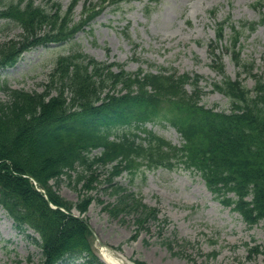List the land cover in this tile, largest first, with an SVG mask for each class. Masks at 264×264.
I'll use <instances>...</instances> for the list:
<instances>
[{
	"label": "trees",
	"instance_id": "trees-1",
	"mask_svg": "<svg viewBox=\"0 0 264 264\" xmlns=\"http://www.w3.org/2000/svg\"><path fill=\"white\" fill-rule=\"evenodd\" d=\"M46 1L10 0L2 6L0 21H16L23 30L20 38L0 43V67L14 65L25 50L72 38L105 6L130 0H84L78 21L73 15L79 0H72L65 9L59 0ZM260 22L264 23V14ZM256 26L255 21L240 28L228 19L218 21L216 40L226 38V27H230L228 40L236 49L245 28L253 31ZM235 49L234 60L240 68L253 66ZM56 62L43 91L8 88L9 99L0 98V205L18 227L28 226L39 234L42 264H56L74 255L86 258L84 264H103L92 248L89 224L72 214L74 206L85 212L91 198L74 204L50 182L71 176L79 166L110 165L108 181L118 197L117 203L106 208L113 216L135 213V237L150 228V219H159L160 209L123 185H115V178L125 171L134 178L157 167L198 171L215 198L238 211L249 226L264 221V79L260 75H254L252 88L228 74L214 83V89L230 99L227 111L201 103L205 91L199 74L164 66L157 71H131L123 63L99 61L81 49ZM219 70L224 72L222 67ZM157 119L181 133V145L147 128ZM95 149L100 154L92 157ZM162 220L168 222L166 217ZM164 244L173 250L171 239ZM260 252L264 248L258 244L249 247L250 256Z\"/></svg>",
	"mask_w": 264,
	"mask_h": 264
},
{
	"label": "rangeland",
	"instance_id": "rangeland-1",
	"mask_svg": "<svg viewBox=\"0 0 264 264\" xmlns=\"http://www.w3.org/2000/svg\"><path fill=\"white\" fill-rule=\"evenodd\" d=\"M9 1L0 2V9ZM61 1L65 5L70 2ZM82 8L80 2L75 20L80 19ZM211 9L216 10V17ZM263 12L264 0H131L109 5L73 38L37 46L24 52L15 65L0 67V98L9 99L8 88L43 91L59 55L82 49L100 60L124 63L129 70H156L157 65L203 75L201 84L206 92L202 103L228 110L230 99L212 85L223 78L212 65L210 52L216 21L228 18V23L240 28L245 22L260 19ZM22 30L16 21L1 20L0 43L20 38ZM226 30V39L216 51L222 54L225 73L236 78L239 67L232 58L233 48H226L231 46V29ZM239 45L243 59L254 61L255 72L264 76V24L251 32L245 30ZM241 78L248 87L254 86L255 77L248 72L241 73ZM147 126L173 144L183 141L181 134L162 119ZM98 153L96 150L91 156ZM109 169L79 166L71 176L51 181L53 189L74 204L86 196L91 198L85 212L74 208L73 213L89 224L92 248L104 264V245L148 264H264V252L249 255L251 245L264 248V221L249 226L237 211L214 197L198 171L182 166L157 167L140 171L133 180L127 172L115 179V185H123L161 211L159 219H150V228L140 230L135 237V213L113 216L106 208L117 203L118 197L108 181ZM37 238L32 229L18 228L0 207V264H42ZM166 239L173 241L172 251L164 244ZM212 253L216 256H209ZM81 263L82 258L74 257L61 262Z\"/></svg>",
	"mask_w": 264,
	"mask_h": 264
},
{
	"label": "bare ground",
	"instance_id": "bare-ground-1",
	"mask_svg": "<svg viewBox=\"0 0 264 264\" xmlns=\"http://www.w3.org/2000/svg\"><path fill=\"white\" fill-rule=\"evenodd\" d=\"M102 258L107 264H133L125 255L112 251L108 246H102Z\"/></svg>",
	"mask_w": 264,
	"mask_h": 264
}]
</instances>
